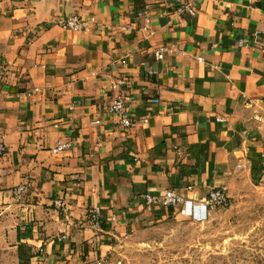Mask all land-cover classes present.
<instances>
[{"label":"crops","instance_id":"0c3cea01","mask_svg":"<svg viewBox=\"0 0 264 264\" xmlns=\"http://www.w3.org/2000/svg\"><path fill=\"white\" fill-rule=\"evenodd\" d=\"M121 92L131 128L107 111ZM263 120L264 0H0V264H114L178 217L145 195L264 183Z\"/></svg>","mask_w":264,"mask_h":264},{"label":"rangeland","instance_id":"374dc122","mask_svg":"<svg viewBox=\"0 0 264 264\" xmlns=\"http://www.w3.org/2000/svg\"><path fill=\"white\" fill-rule=\"evenodd\" d=\"M264 129V120H263ZM206 220L171 217L116 243L114 264H264V183L241 172Z\"/></svg>","mask_w":264,"mask_h":264},{"label":"built area","instance_id":"2783aa9c","mask_svg":"<svg viewBox=\"0 0 264 264\" xmlns=\"http://www.w3.org/2000/svg\"><path fill=\"white\" fill-rule=\"evenodd\" d=\"M215 2H219L221 0H212ZM93 22V19H82L78 16L71 17L64 21H61V24L64 28L70 29L75 32L86 31L89 29V26ZM254 42L256 44L260 43V39L258 37L255 38ZM240 47H248L249 44L244 40L239 41ZM159 58H163V55L157 54ZM131 84L129 79H120L114 85L117 89L126 88ZM38 92V89L34 90ZM27 96H33V92H29ZM107 111L116 116L119 119V122L125 128H131L134 125V121L128 116L127 112V103L125 101V96L122 92L113 98L110 103H108ZM147 122V120H145ZM97 123H99L97 121ZM71 148V143L69 142H61L54 150V153H58L61 151H65ZM5 152V147L0 145V157ZM26 190L25 185H21L15 189H13L12 194L15 198L21 199L24 192ZM187 191L192 192L193 187H187ZM144 203L147 207H161L168 210L177 211L176 216H185L194 221H203L206 220L209 216V213L212 209L216 207H221L226 203V194L225 190L221 187H214L210 190V192L202 199L196 200L190 197H186L182 195L175 189H168L162 195L153 196V195H145L143 198ZM60 207L62 204L60 202L57 203ZM101 212L102 210L98 207L93 208L89 211V220L92 225L99 227L101 222ZM115 220V218H113Z\"/></svg>","mask_w":264,"mask_h":264}]
</instances>
